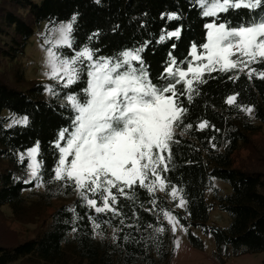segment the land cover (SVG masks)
<instances>
[{"label":"trees","instance_id":"16d2710c","mask_svg":"<svg viewBox=\"0 0 264 264\" xmlns=\"http://www.w3.org/2000/svg\"><path fill=\"white\" fill-rule=\"evenodd\" d=\"M169 13L182 14V20L161 19ZM248 15L247 10L233 11L225 19L238 24ZM73 16L76 46L98 47L102 56L151 41L144 58L154 82L169 52L178 62L185 61L191 44L206 42L207 21L191 0H0V59L14 66L5 73L7 78L0 76V211L8 207L23 221L28 214L39 218L42 209L52 208L45 226L33 237L0 243V264H171L175 235L164 211L188 229L195 248L202 249L203 242L191 227L211 234L219 258L264 252V174L235 165L236 153L249 146L250 136L264 125V79L256 76L249 79L239 73L238 79L230 80L228 76L237 73L205 74L206 82L196 86L190 101L181 97L187 112L175 130L169 171L161 173L165 191L137 188L134 201L120 197L121 215L109 214L111 223L94 231L77 194L59 182H49L57 159L54 142L61 130L70 127L72 114L61 106L63 92L56 96L46 91V86H55L53 81L28 80L24 66L15 61L42 22L51 27ZM178 25L182 37L175 41V49L171 41L156 42L161 32ZM252 67L264 71V64ZM73 87L78 91L84 84ZM237 93L239 107L228 105L227 97ZM242 108H251V114ZM13 116H28L29 124L10 128ZM204 121L209 126L201 130L198 125ZM188 124L193 127L184 130ZM37 142L43 164L41 189L37 181L24 182L29 178V161L20 160ZM215 179L228 183L231 192L224 193ZM172 187L178 191L176 200L170 194ZM181 198L185 204L178 207ZM32 206L38 213L28 211ZM214 206L229 214L228 226L208 223ZM157 227H164V232L157 233Z\"/></svg>","mask_w":264,"mask_h":264},{"label":"snow or ice","instance_id":"6c2138e0","mask_svg":"<svg viewBox=\"0 0 264 264\" xmlns=\"http://www.w3.org/2000/svg\"><path fill=\"white\" fill-rule=\"evenodd\" d=\"M191 5L207 21L206 42L191 44L190 58L185 61L178 62L169 52L155 82L144 58L151 41L102 56L98 47L76 46V16L56 24L45 38L44 74L55 85L46 86V91L56 96L63 92L61 106L72 114L70 127L61 130L54 142L57 159L49 182H59L77 194L94 231L102 223H111L109 214L111 218L121 215L117 207L120 197L134 201L137 188L147 193L157 187L165 191L166 180L161 173L169 171L175 130L187 112L181 97L190 101L198 91L196 86L206 82L205 74L235 72L228 79H238L239 73L249 79H264V71L252 67L264 64V0H191ZM240 10L249 13L240 23L225 19L230 12ZM161 19L181 21L182 14L169 13ZM181 37L182 27L178 25L161 32L156 42L171 41L170 47L175 49V41ZM81 82L84 87L77 91L73 86ZM238 95H229L226 103L239 107ZM28 124V116H13L9 127ZM208 126L204 121L198 128ZM192 127L188 124L184 130ZM39 155L37 142L20 156L21 162L25 158L29 161V178L24 182L37 181L38 187L43 168ZM170 194L176 200L177 189L172 187ZM184 204L181 198L177 206ZM163 217L175 234L177 217L170 211H164ZM164 230L155 229L157 233Z\"/></svg>","mask_w":264,"mask_h":264},{"label":"rangeland","instance_id":"374dc122","mask_svg":"<svg viewBox=\"0 0 264 264\" xmlns=\"http://www.w3.org/2000/svg\"><path fill=\"white\" fill-rule=\"evenodd\" d=\"M68 21L60 22L66 23ZM55 26V25H54ZM54 26H48L47 22H42L35 29L34 34L28 41L23 55L16 59V63L24 66L25 76L28 80L47 81L45 76L46 48L45 38L50 36V31ZM14 66L7 64L0 59V76L7 78V72ZM249 146L239 150L235 155V165L248 169L256 170L264 174V125L260 130L250 136ZM38 159V157H37ZM214 184L221 188L224 193H230L231 187L228 183L215 179ZM41 189V185L39 186ZM209 194V193H208ZM56 206V203H55ZM38 213L36 206L28 209L29 212ZM41 209V208H39ZM52 208L41 210L39 218L31 215L26 216L25 220H17L8 207L0 211V243L13 244L33 237L47 222L48 215ZM173 214V213H172ZM174 215V214H173ZM167 222V220H166ZM209 224L225 227L230 223L229 214L214 206L210 210ZM179 223L175 235V251L171 264H264V252L246 253L232 258H219L216 254L215 241L211 234L204 233L199 227H191V231L200 237L203 248L198 249L192 246L188 238V229ZM15 264H28L18 262Z\"/></svg>","mask_w":264,"mask_h":264}]
</instances>
